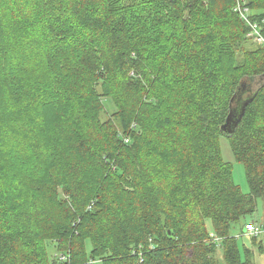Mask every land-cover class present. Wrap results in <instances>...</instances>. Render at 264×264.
<instances>
[{
  "label": "trees",
  "instance_id": "trees-1",
  "mask_svg": "<svg viewBox=\"0 0 264 264\" xmlns=\"http://www.w3.org/2000/svg\"><path fill=\"white\" fill-rule=\"evenodd\" d=\"M239 3L264 34V0H0V264H260L264 44Z\"/></svg>",
  "mask_w": 264,
  "mask_h": 264
},
{
  "label": "rangeland",
  "instance_id": "rangeland-1",
  "mask_svg": "<svg viewBox=\"0 0 264 264\" xmlns=\"http://www.w3.org/2000/svg\"><path fill=\"white\" fill-rule=\"evenodd\" d=\"M247 7V6H246ZM260 37H264V34L261 33ZM128 139V138H125ZM221 147L223 152V157L226 161L233 162L234 169H233V176L236 183L240 184L242 190L244 192L249 191V186L246 179L245 167L244 164L241 162H237L234 160L231 145L227 138L223 137L221 139ZM250 221L255 220L258 226L264 228V200L262 198H258L257 200V209L253 214L247 215L243 221ZM240 244H246L253 250L254 259L257 263H264V232H262L256 240V243L253 241L251 237L242 236L239 239ZM51 244V245H50ZM49 245L51 246L50 251L53 255H57L58 252L56 251L55 247H53V242ZM94 264V263H93ZM95 264H101L97 262Z\"/></svg>",
  "mask_w": 264,
  "mask_h": 264
},
{
  "label": "built area",
  "instance_id": "built-area-1",
  "mask_svg": "<svg viewBox=\"0 0 264 264\" xmlns=\"http://www.w3.org/2000/svg\"><path fill=\"white\" fill-rule=\"evenodd\" d=\"M241 17L252 26L251 32L248 34L249 36H253L255 38V41H258L259 43H263L264 44V37H260V34L262 33L259 30V27L257 24H252L250 23V20L248 18V14L247 12H249L248 7L245 6V4H238L236 6V9ZM245 230L248 232L249 235L251 236H259L262 232H264V228H262L261 226H258L255 222H248L245 224ZM60 259L64 262V264H71L70 263V258L68 256H66L65 254H60ZM93 261H91L92 263Z\"/></svg>",
  "mask_w": 264,
  "mask_h": 264
},
{
  "label": "crops",
  "instance_id": "crops-1",
  "mask_svg": "<svg viewBox=\"0 0 264 264\" xmlns=\"http://www.w3.org/2000/svg\"><path fill=\"white\" fill-rule=\"evenodd\" d=\"M252 221L256 223L255 220H252ZM256 224H257V223H256ZM244 234H245V235L247 234L245 237H248V235H249L248 232H247L246 230H245V233H244Z\"/></svg>",
  "mask_w": 264,
  "mask_h": 264
},
{
  "label": "water",
  "instance_id": "water-1",
  "mask_svg": "<svg viewBox=\"0 0 264 264\" xmlns=\"http://www.w3.org/2000/svg\"><path fill=\"white\" fill-rule=\"evenodd\" d=\"M227 122H228V121H227ZM227 122H226V123H227Z\"/></svg>",
  "mask_w": 264,
  "mask_h": 264
}]
</instances>
